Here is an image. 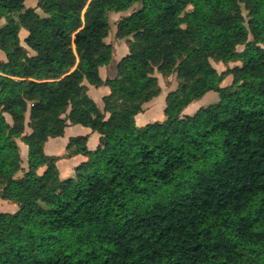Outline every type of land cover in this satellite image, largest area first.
Returning a JSON list of instances; mask_svg holds the SVG:
<instances>
[{
  "label": "trees",
  "instance_id": "1",
  "mask_svg": "<svg viewBox=\"0 0 264 264\" xmlns=\"http://www.w3.org/2000/svg\"><path fill=\"white\" fill-rule=\"evenodd\" d=\"M112 11L129 52L103 79ZM2 19L0 264H264V0H0ZM174 73L165 119L138 125ZM70 123L100 142L72 137L87 160L62 178L44 145Z\"/></svg>",
  "mask_w": 264,
  "mask_h": 264
},
{
  "label": "crops",
  "instance_id": "2",
  "mask_svg": "<svg viewBox=\"0 0 264 264\" xmlns=\"http://www.w3.org/2000/svg\"><path fill=\"white\" fill-rule=\"evenodd\" d=\"M119 13L121 15H124V14H127L128 12H119ZM115 29H117L116 23H115ZM115 32H116V30H115ZM109 37H110V35H109ZM109 37H108V40H109ZM118 39H119V41L117 43L112 42V44H113V48H114V43L117 45V47H118L117 50L119 51V53H120L119 43L121 44V42L123 41V43L125 44V48L123 49V53L121 55H119L120 56L119 60H120L124 55H126L129 52V47H127L128 44H127L125 39H120V38H118ZM113 53H114V51H113ZM119 60L114 62V57H113L112 61L109 64L103 65L100 67V74H101L103 79L116 76V74H117L116 65H117V62ZM217 63L221 64V65H225L223 62H217ZM231 65H233V62H231ZM220 71H222V70L220 69ZM85 83L88 87L89 95L103 109V107H104L103 97L106 94L110 93V87L108 85L95 86V85L90 84L87 80L85 81ZM209 92H207V93H209ZM167 93L165 94L163 92V89H162V92L160 94L161 96L158 95L159 97L156 96L152 100H150L144 104L143 111L139 112L136 115V123L138 125L142 126V125H145V124L152 122V121H155V120L165 119V117H166L165 112L163 114L162 111L165 110V107H166ZM207 93L205 95H207ZM197 106L198 105H196V107ZM200 107L201 106H198L197 109ZM156 108L161 109L160 114L158 113L155 115V113L154 114L152 113V109H156ZM184 113H187L186 110H184ZM190 114H192V113H190ZM28 120H29V117H27V121ZM76 136H87L88 137L87 146L89 149H92V150L95 149L100 142V133L92 130L91 127H88V126H85V125H82L79 123H77V124L70 123L65 128V132L63 135L55 136V137H49V139L46 141V143L44 145V150L48 155L61 156V158L57 161V166L59 168L60 175L62 178L73 176L75 174L76 167L81 162L87 160V156L85 154H82V153H75L73 155H67L69 153L68 144L70 142V139L72 137H76ZM20 147H21V153H22V158H23V164L26 166L27 165V155H28V145L26 143L20 141ZM24 150H25L26 155L24 153ZM43 169L44 168H41L40 171H43ZM13 211H15V210H13Z\"/></svg>",
  "mask_w": 264,
  "mask_h": 264
},
{
  "label": "rangeland",
  "instance_id": "3",
  "mask_svg": "<svg viewBox=\"0 0 264 264\" xmlns=\"http://www.w3.org/2000/svg\"><path fill=\"white\" fill-rule=\"evenodd\" d=\"M38 3V0H27V6H36ZM136 7V5L134 7H132L128 12L132 11L134 8ZM40 12H42L40 10ZM126 12V11H125ZM243 13L244 15L246 16V18H248V11L243 7ZM110 17H111V22H112V29H111V33H110V37H109V40L110 42H118L119 39L117 38V36L115 35V23L117 22V20L121 17V14L120 13H117L115 11H112L110 12ZM5 23V19H2L0 21V26L2 24ZM25 31L23 30L20 34L21 36V42L26 45V43L24 42V39H25ZM122 41V40H121ZM127 45V44H126ZM128 47V46H127ZM117 45L114 43V53H113V57H114V62H116L117 60H119L120 56L122 53H123V49L125 48V44L123 43V41L121 42V44L119 43V50H120V53L119 51L117 50ZM243 46H239V49H242ZM31 51V50H30ZM6 58V55L5 53L0 49V59H5ZM213 64L218 67L219 71L220 69L223 70L225 68H227L226 65H221V64H218L217 62L215 61H212ZM234 64V63H233ZM160 76V83L162 85V89H163V92L166 94L167 92H169L170 90L172 89H175L178 87V78H177V75L176 73L168 76V77H165V76H162L161 74L159 75ZM232 76H228L224 83L223 84H228L232 81ZM161 96V95H159ZM158 96V97H159ZM219 98V95L216 91H210L209 93H207V95H205L203 98L201 99H197L195 101H193L191 104H189L185 110L188 114L190 113H194L196 110H197V107L198 106H204V105H208L209 103L211 102H214V101H217ZM196 105H198L196 107ZM160 111L161 109L160 108H156V109H152V113L155 115L156 114H160ZM163 114H164V110L162 111ZM28 130V129H27ZM24 153H25V150H24ZM26 155V153H25ZM18 208V205L8 199H2L0 198V210L1 211H13V210H16Z\"/></svg>",
  "mask_w": 264,
  "mask_h": 264
}]
</instances>
